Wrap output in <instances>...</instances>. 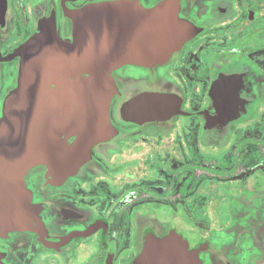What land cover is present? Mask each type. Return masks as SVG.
<instances>
[{
	"label": "flooded vegetation",
	"instance_id": "obj_1",
	"mask_svg": "<svg viewBox=\"0 0 264 264\" xmlns=\"http://www.w3.org/2000/svg\"><path fill=\"white\" fill-rule=\"evenodd\" d=\"M104 1L114 0H0V115L16 85L15 52L40 22L52 18L68 37L66 13ZM178 16L202 31L161 63L113 69V132L78 172L60 182L40 164L27 172L42 224L0 234L1 262L135 264L150 240L177 234L200 264H264V0H178ZM149 90L174 94L175 113L124 117L122 103ZM197 171L209 177L195 180ZM214 189L218 229L203 216Z\"/></svg>",
	"mask_w": 264,
	"mask_h": 264
},
{
	"label": "water",
	"instance_id": "obj_2",
	"mask_svg": "<svg viewBox=\"0 0 264 264\" xmlns=\"http://www.w3.org/2000/svg\"><path fill=\"white\" fill-rule=\"evenodd\" d=\"M66 14L68 37H59L47 20L15 52L17 83L0 116V233L41 226V206L31 202L24 182L29 169L43 164L51 180L65 179L111 135L109 105L118 91L111 71L126 63H161L195 32L178 16V0L151 8L116 0ZM175 101L167 91H141L122 103L121 112L164 118L175 113ZM187 246L181 239H152L135 264H200Z\"/></svg>",
	"mask_w": 264,
	"mask_h": 264
},
{
	"label": "rangeland",
	"instance_id": "obj_3",
	"mask_svg": "<svg viewBox=\"0 0 264 264\" xmlns=\"http://www.w3.org/2000/svg\"><path fill=\"white\" fill-rule=\"evenodd\" d=\"M184 20V19H183ZM186 21V20H185ZM188 22V21H187ZM190 25H192L194 28H195V32L193 33V36H195L196 34H198L200 31H202V29H200V28H198L197 26H195V25H193L192 23H190V22H188ZM214 33V35L217 37L218 35H219V33H220V31L219 30H214L213 31ZM192 36V37H193ZM216 39V38H215ZM113 79V78H112ZM215 102H217V100L215 99ZM217 104V103H216ZM215 110H217V107H215ZM211 142H212V144L213 145H209L208 146V148H210V149H216L217 148V141H213V140H211ZM192 158V157H191ZM216 159V158H215ZM192 160L195 162V163H209V162H215V161H213V159L212 160H210V159H207L206 158V160L204 159V158H202V157H199V156H196V155H193V158H192ZM217 160V159H216ZM27 174V173H26ZM25 174V175H26ZM25 175H24V178H25ZM199 175H201V176H204V177H209V175L208 174H206V173H204V172H202V171H197V174H195L194 175V177H195V180L197 179H199L200 177H198ZM68 177V176H67ZM202 178V179H207V178ZM201 179V180H202ZM25 181V180H24ZM29 190V189H28ZM212 192H213V195H210L209 194V196H210V199H209V201H208V204L206 205V208L208 207L209 209L207 210V209H205L204 211H203V216L206 214V212H208V214H207V216H212V214H211V212H213L216 208H217V203H219V191H217L216 189H214V190H212ZM212 198H214V199H212ZM31 202H32V199H31ZM33 203V202H32ZM205 206V204H203L202 203V201L201 200H199L198 201V206L196 207V209L199 211V208H200V210L201 209H203V208H205L204 207ZM259 208L262 206L260 203L257 205ZM236 207V206H235ZM245 208V207H244ZM239 209H242V207L241 206H239ZM207 210V211H206ZM41 212V211H40ZM235 213H237V211H234ZM240 212V210H238V213ZM196 216V215H195ZM197 216H200V215H197ZM226 216H229L228 214H226ZM39 218H40V213H39ZM211 221L208 223V227L210 226V228H212V227H214V226H216L215 228L216 229H218V226H217V223L215 222V219H213V216H212V218L210 219ZM40 223H41V219H40ZM42 224V223H41ZM206 221L203 223V228H206ZM205 225V226H204ZM207 227V228H208ZM35 229V228H34ZM16 230H31V229H16ZM14 231V230H13ZM8 233V232H7ZM0 234H4V233H0ZM170 238H172V239H181V240H184L186 243H187V241L184 239V238H182L181 236H179V235H177V234H173V235H171V236H169ZM217 239L218 238H214V237H212V239L211 240H213V242H216V244H218V242H217ZM188 244V243H187ZM196 251V250H195ZM197 252V251H196ZM195 252V253H196ZM197 256V255H196ZM196 259H197V257H196ZM3 263V262H2ZM4 264V263H3Z\"/></svg>",
	"mask_w": 264,
	"mask_h": 264
},
{
	"label": "crops",
	"instance_id": "obj_4",
	"mask_svg": "<svg viewBox=\"0 0 264 264\" xmlns=\"http://www.w3.org/2000/svg\"><path fill=\"white\" fill-rule=\"evenodd\" d=\"M114 1H116V0H114ZM104 2H109V1H104ZM97 3H101V2H97ZM92 4H96V3H92ZM92 4H89V5H92ZM138 4H139V3H138ZM86 6H88V5H86ZM141 6H142V5H141ZM154 6H155V5H154ZM84 7H85V6H84ZM143 7H144V6H143ZM145 8H147V7H145ZM148 8H151V7H148ZM80 9H81V8H80ZM77 10H78V9H77ZM47 20H48V21H53V22H54V20H53L52 18H51V19L43 20L42 22L47 21ZM54 27H55V29H56V25H55V23H54ZM38 29H39V28H38ZM56 31H57V29H56ZM57 33H58V35H59V32H58V31H57ZM59 37H61V36L59 35ZM61 38H63V37H61ZM18 56H19V55H18ZM19 57H20V56H19ZM19 61H20V59H19ZM156 64H157V63H156ZM154 65H155V64H154ZM18 67H19V66H18ZM116 68H117V67H116ZM112 71H113V70H112ZM112 71H111V77H112ZM17 72H18V70H17ZM16 83H17V76H16ZM15 86H16V85H15ZM15 86H14V87H15ZM14 87H13V88H14ZM13 88H12V89H13ZM12 89H11V90H12ZM11 90H10V91H11ZM7 94H8V93H7ZM7 94H6V95H7ZM6 95H5V96H6ZM4 99H5V98H4ZM3 101H4V100H3ZM2 105H3V104H2ZM1 114H2V111H1ZM0 116H1V115H0ZM74 139H75V137L72 136V137H70V138L68 139V142L71 143V142L74 141ZM91 150H92V148H91ZM90 157H91V151H90ZM37 165H39V164H37ZM40 165H43V164H40ZM35 166H36V165H35ZM43 166H45V165H43ZM81 166H82V165H80V167H81ZM33 167H34V166H33ZM80 167H79V168H80ZM45 168H46V167H45ZM79 168H78V170H79ZM29 170H30V169H29ZM46 170H47V168H46ZM78 170L76 171V173L78 172ZM76 173H75V174H76ZM73 175H74V174H73ZM47 176H48V175H47V171H46V177H47ZM69 176H70V175H69ZM47 178H48L49 180H51V178H50L49 176H48ZM62 180H64V179H60V180H56V181L51 180V181H52V182H60V181H62ZM24 182H25V181H24ZM25 185H26V184H25ZM27 189H28V188H27ZM31 199H32V198H31ZM34 204H35V203H34ZM36 205H38V204H36Z\"/></svg>",
	"mask_w": 264,
	"mask_h": 264
}]
</instances>
